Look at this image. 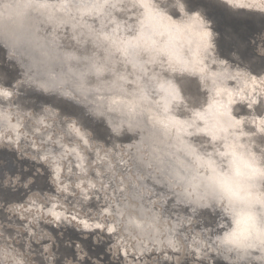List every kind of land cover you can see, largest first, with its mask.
<instances>
[{
    "label": "clouds",
    "instance_id": "9594fccd",
    "mask_svg": "<svg viewBox=\"0 0 264 264\" xmlns=\"http://www.w3.org/2000/svg\"><path fill=\"white\" fill-rule=\"evenodd\" d=\"M220 2L232 11L264 14V0ZM212 24L201 10L188 11L185 0H0V47L20 75L27 71L34 79L30 87L82 106L117 142L125 135L139 140L142 131L149 139L158 137L154 146L146 141L150 158L137 157L131 144L128 153L147 171H159L162 156L171 194L158 205L139 184L121 182L116 194L105 195L95 222L77 230L83 240L94 233L92 244L99 245L105 234L117 235L118 246L136 257L183 252L175 264L185 258L194 264H264V115L257 114L258 123L249 120L257 106L264 113V80L251 91L241 86L250 71L218 54ZM232 56L239 60L235 52ZM177 77L195 78L203 94L198 103ZM14 81L6 86L0 79V149L16 152L26 140V125L13 114ZM236 105L245 106L247 114H237ZM22 158L47 169L51 198L36 200L30 193L40 190L28 191L23 214L4 211L15 201H0L6 214L0 218V264H86L90 254L79 240L74 257L60 251V230L73 228L76 220L66 198L79 194L91 202L94 193L108 192L105 184L65 183L54 155ZM76 167L87 175L83 160ZM34 176L21 180L17 173L15 184H4L3 177L0 186L28 190ZM169 200L184 221L167 214ZM205 211L214 217L207 225L200 216ZM43 225L57 229V235ZM39 227L48 231L46 237L37 236ZM64 247L72 243L64 241ZM164 261L170 264L168 256Z\"/></svg>",
    "mask_w": 264,
    "mask_h": 264
},
{
    "label": "rangeland",
    "instance_id": "374dc122",
    "mask_svg": "<svg viewBox=\"0 0 264 264\" xmlns=\"http://www.w3.org/2000/svg\"><path fill=\"white\" fill-rule=\"evenodd\" d=\"M185 5L187 9L191 10L199 7L206 18L213 22V30L218 34L216 38L218 54L223 58H228L234 64H239L240 67L247 66L250 72L246 73L252 75L253 78L256 77L257 80H252L254 84H256V81L258 83V78L264 76V56L259 55L264 54V14L243 9L232 11L222 4L220 0H185ZM61 38L64 39V36ZM234 52L239 56V60L232 56ZM4 56L5 53L0 47V79L3 80L6 86H11L15 80L11 88L13 99L16 98L14 103H17L12 105L13 114L18 120L23 119L26 125V140L18 147L16 152L0 149V181L4 177V184H8L9 181L15 184L17 173L21 175V180L35 175V183L30 185L28 190L17 188L13 191L10 187L0 186V201H3L5 205L15 201L10 207H5L4 211H14L23 214L28 207V201L22 200L30 190H40L31 192L30 198H35L36 200L51 198L48 190L51 191L52 189L47 182L49 175L47 169L43 165H37L27 158H22H33L38 156L40 152H44L49 156L54 155L55 161L61 165L63 171L62 179L65 183L74 186L81 179H85L91 182H103L108 189V192L104 194L94 193L91 202L81 199L79 194L66 198L67 207L71 213L76 215V220L73 221V228L67 227L60 230L64 233L63 237L57 236V240L61 244V252L74 257V252L80 248V241L87 247L90 254L89 260L93 264H169L168 261H164L165 256L169 257L170 264H175L176 261L182 260L184 258L183 252L179 256H172L167 252L161 255L153 253L144 257L126 254L124 249L117 244V235L108 237L105 234V237H103L105 240L99 245L92 244L91 237L94 233H90L87 240L82 239L81 234L77 230L82 227L83 223L95 222L97 213L105 206V195L116 194V189L121 186V182L130 186L131 184H139L140 178H142L144 184L143 188H140V191L142 190L141 193L148 198L156 199L158 205H162L167 196L171 194L169 187L154 180L151 177V173L147 170L145 171L138 160H135L136 158H133L128 153L129 146L125 147L124 145V142H127L125 136L120 138L122 142H117L114 137L107 134V129L103 126L102 120L96 121L81 106L58 98L55 95H45L36 91L30 87L35 81L28 75L27 71L20 75L21 69L16 66L14 61L4 59ZM19 62L20 60L18 59ZM21 67H23V64H21ZM254 73L255 76L253 75ZM258 74L259 77H257ZM177 82L186 94L193 97L195 103L199 102V98L203 94L199 91V85L195 78L177 77ZM7 90L5 89V91ZM45 104L51 106L45 107ZM243 107L242 105H236V108L240 109L237 114L242 113ZM24 109H31V111H25ZM89 110L91 111L92 109ZM260 111L258 106L256 115H261ZM72 117H76L78 120ZM194 138L199 140V137ZM78 139H81L82 142L78 141ZM60 143L65 145L62 146ZM13 146L16 147V145ZM74 146L83 155V165L87 172L86 176L81 175L76 167L77 163H75L72 155ZM107 160L112 161L113 167H108ZM121 160L126 161V163L121 164ZM49 163H52V161L50 160ZM135 165L139 167L135 168ZM39 167L43 169L42 175L36 174L42 171ZM137 177L139 181H137ZM166 211L168 215L178 217L181 221L186 219L177 204L171 200L168 201ZM182 211L187 212V209L184 208ZM200 216L206 217L204 220L205 225L214 221V217L206 211L201 212ZM0 218H6L3 209H0ZM17 223L21 222L17 221ZM43 226L52 231L54 236L57 235V229L51 228L50 225ZM13 227H17L15 222ZM8 231H11V229H8ZM192 231L189 229L186 232L189 239ZM47 235L48 231L46 229L37 228L38 237H46ZM64 241L72 243V247H64ZM90 261H87L86 264H90ZM182 264H194V261H189L188 258H185ZM216 264H224V262L218 260Z\"/></svg>",
    "mask_w": 264,
    "mask_h": 264
},
{
    "label": "bare ground",
    "instance_id": "6f19581e",
    "mask_svg": "<svg viewBox=\"0 0 264 264\" xmlns=\"http://www.w3.org/2000/svg\"><path fill=\"white\" fill-rule=\"evenodd\" d=\"M256 6H258V7H260L261 5H259L258 3H257V5ZM187 9V8H186ZM198 9H199V7H198ZM188 11H193V10H197V9H187ZM200 10V9H199ZM172 14L175 16V15H178V13L177 12H175V10L173 9V11H172ZM70 35V34H69ZM53 37L54 38H56V34H55V32H53ZM64 42L65 43H67L68 42V37L67 36H64ZM9 53H11V54H13L14 55V53L10 50L9 51ZM223 53V52H222ZM225 54V53H224ZM5 57V56H4ZM5 59V58H4ZM228 59V58H227ZM232 59V58H231ZM234 60V59H233ZM235 61V60H234ZM257 72V71H256ZM264 73V72H263ZM254 76H255V73L253 74ZM25 76V75H24ZM259 76V74L257 75V77ZM260 76H261V74H260ZM262 76H263V74H262ZM21 77V76H20ZM19 77V78H20ZM264 77V76H263ZM263 77H260V78H258L259 79V81L260 80H264V78ZM25 79V78H24ZM257 80V78L255 77V78H253L252 77V75H250V74H248V73H245L243 76H242V78H241V82H240V84H241V86L243 87V86H246L250 91L252 90L251 88H253V85H254V81L253 80ZM17 81V80H16ZM22 81V80H21ZM33 82V81H32ZM30 84V83H29ZM256 84H257V81H256ZM32 85V84H31ZM30 85V86H31ZM16 86V85H15ZM42 93V92H41ZM81 102H85L84 100H81ZM86 103V102H85ZM74 104V103H73ZM76 105V104H75ZM258 107V106H257ZM241 114H247V109L245 108V106L243 107V110H242V113ZM261 115H264V113H261ZM249 120H250V122L251 121H253V120H255L256 122L257 121H259V116H257L256 115V113H251V114H249ZM56 125V124H55ZM139 127H141V128H143V124H140L139 125ZM71 128V127H70ZM177 128L179 129V126L177 125ZM49 130H51V129H49ZM68 131V130H67ZM48 133V132H47ZM77 134V133H76ZM48 135V134H47ZM79 137V136H78ZM77 137V138H78ZM45 138V137H44ZM125 138H126V140H127V142H124V145H125V147L126 146H129V144H131V141H133V140H135V137L132 139V137L130 136V135H125ZM45 139H47V138H45ZM86 139V138H85ZM132 139V140H131ZM194 140H196V138H193ZM131 140V141H130ZM78 141H80V142H82V140L81 139H78ZM128 141H130V142H128ZM146 141H147V144L148 145H153L154 146V144L156 143V142H158V137H156V138H154V139H149L145 134H144V132L142 131L141 132V134H140V139L139 140H137V142H136V144H134V149H135V153H136V156L137 157H140V158H150L151 157V152H148V155H147V157H145V148H146ZM87 142V141H86ZM61 144V143H60ZM62 146H64L65 144L64 143H62L61 144ZM13 147H15V146H13ZM69 149H72L71 147H68ZM66 151H68L67 149H66ZM72 155H73V158H74V161H75V163H79L81 160H83L84 161V159H83V155H82V153L80 152V150L77 148V147H73V152H72ZM157 155L159 156V150H158V152H157ZM159 159H160V161H161V168H160V170L159 171H157V170H152V171H148V172H150L151 173V177L154 179V180H157L158 182H160V183H164L167 187H169V185L166 183V180H165V176H164V171H163V164H164V159H163V157L162 156H159ZM135 160H137V159H135ZM134 162H136V161H134ZM135 164V163H134ZM139 164L141 165V167H143V164L142 163H140L139 162ZM136 166V165H135ZM137 167H139V166H136L135 168H137ZM144 168V167H143ZM140 169V168H139ZM145 169V168H144ZM143 169V170H144ZM146 171V170H145ZM142 177V176H141ZM129 179V178H128ZM141 180H140V182H139V185H140V188H143V184H144V180H142V178H140ZM132 182V181H131ZM131 184V183H130ZM141 192H142V190H141ZM122 195V194H121Z\"/></svg>",
    "mask_w": 264,
    "mask_h": 264
},
{
    "label": "water",
    "instance_id": "95a60500",
    "mask_svg": "<svg viewBox=\"0 0 264 264\" xmlns=\"http://www.w3.org/2000/svg\"><path fill=\"white\" fill-rule=\"evenodd\" d=\"M2 48V50H3V52L4 53H6V50L3 48V47H1ZM9 55H12L11 53H9ZM17 58L20 60V58H19V56H17ZM18 59H17V61H18ZM22 64V63H21ZM81 103H85V102H81ZM243 106V105H242ZM82 107V106H81ZM83 108V107H82ZM83 110L85 111V109L83 108ZM86 112V111H85ZM102 124H103V121H102ZM103 126L106 128V126L103 124ZM136 142H137V139L135 138V140H133V141H131V145H133L134 146V144H136ZM135 148V147H134Z\"/></svg>",
    "mask_w": 264,
    "mask_h": 264
}]
</instances>
